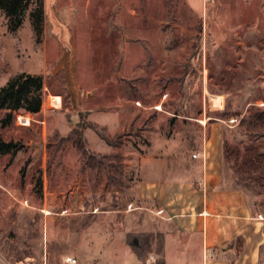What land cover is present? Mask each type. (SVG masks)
I'll return each instance as SVG.
<instances>
[{
    "label": "rangeland",
    "instance_id": "obj_1",
    "mask_svg": "<svg viewBox=\"0 0 264 264\" xmlns=\"http://www.w3.org/2000/svg\"><path fill=\"white\" fill-rule=\"evenodd\" d=\"M43 1L39 39L34 3L14 33L0 11V87L40 76L46 104L0 126L2 264H192L134 188L196 174L214 123L224 176L264 212V0Z\"/></svg>",
    "mask_w": 264,
    "mask_h": 264
},
{
    "label": "crops",
    "instance_id": "obj_2",
    "mask_svg": "<svg viewBox=\"0 0 264 264\" xmlns=\"http://www.w3.org/2000/svg\"><path fill=\"white\" fill-rule=\"evenodd\" d=\"M64 76L66 94L71 98L73 78L68 71ZM58 97L62 105L61 92ZM43 105L37 114H42ZM62 111L59 106L57 114ZM204 132L197 173L137 182L136 202L152 207L135 204L134 210L154 212L191 240L184 252L192 249L195 254L177 258L179 263L264 264V212H258L247 195L224 176L222 127L210 124Z\"/></svg>",
    "mask_w": 264,
    "mask_h": 264
},
{
    "label": "trees",
    "instance_id": "obj_3",
    "mask_svg": "<svg viewBox=\"0 0 264 264\" xmlns=\"http://www.w3.org/2000/svg\"><path fill=\"white\" fill-rule=\"evenodd\" d=\"M35 8L30 13V19L36 37L39 39L43 32L44 1L43 0H0V11L6 19L9 33L16 32L24 21V14L30 5ZM42 78L40 76L21 73L10 79L0 87V110H6L1 119V128L10 124L14 113L22 110L29 114H36L42 105ZM15 144L0 140V155L15 150Z\"/></svg>",
    "mask_w": 264,
    "mask_h": 264
},
{
    "label": "built area",
    "instance_id": "obj_4",
    "mask_svg": "<svg viewBox=\"0 0 264 264\" xmlns=\"http://www.w3.org/2000/svg\"><path fill=\"white\" fill-rule=\"evenodd\" d=\"M192 158H196V155L193 154V155H192ZM66 262H67L68 264H76V260L73 259V258H70V257H68V258L66 259Z\"/></svg>",
    "mask_w": 264,
    "mask_h": 264
},
{
    "label": "bare ground",
    "instance_id": "obj_5",
    "mask_svg": "<svg viewBox=\"0 0 264 264\" xmlns=\"http://www.w3.org/2000/svg\"><path fill=\"white\" fill-rule=\"evenodd\" d=\"M201 122L203 123V121H201ZM45 213H46V214H48V212H47V211H45Z\"/></svg>",
    "mask_w": 264,
    "mask_h": 264
}]
</instances>
